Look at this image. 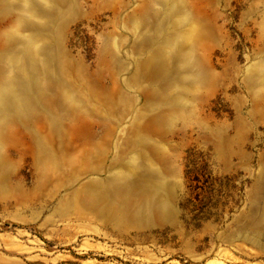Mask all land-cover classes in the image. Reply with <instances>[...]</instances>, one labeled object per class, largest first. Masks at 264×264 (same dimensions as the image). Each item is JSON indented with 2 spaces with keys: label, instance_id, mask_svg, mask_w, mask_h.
I'll use <instances>...</instances> for the list:
<instances>
[{
  "label": "rangeland",
  "instance_id": "rangeland-1",
  "mask_svg": "<svg viewBox=\"0 0 264 264\" xmlns=\"http://www.w3.org/2000/svg\"><path fill=\"white\" fill-rule=\"evenodd\" d=\"M0 264H264V0H0Z\"/></svg>",
  "mask_w": 264,
  "mask_h": 264
},
{
  "label": "trees",
  "instance_id": "trees-1",
  "mask_svg": "<svg viewBox=\"0 0 264 264\" xmlns=\"http://www.w3.org/2000/svg\"><path fill=\"white\" fill-rule=\"evenodd\" d=\"M190 172H188V174H189ZM195 180V179H194Z\"/></svg>",
  "mask_w": 264,
  "mask_h": 264
}]
</instances>
